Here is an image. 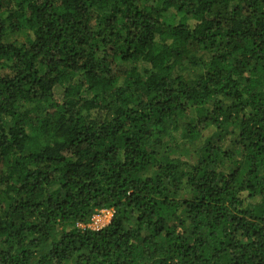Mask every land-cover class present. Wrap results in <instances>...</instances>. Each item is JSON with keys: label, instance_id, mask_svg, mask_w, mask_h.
Listing matches in <instances>:
<instances>
[{"label": "trees", "instance_id": "16d2710c", "mask_svg": "<svg viewBox=\"0 0 264 264\" xmlns=\"http://www.w3.org/2000/svg\"><path fill=\"white\" fill-rule=\"evenodd\" d=\"M0 264H264V0H0Z\"/></svg>", "mask_w": 264, "mask_h": 264}, {"label": "rangeland", "instance_id": "374dc122", "mask_svg": "<svg viewBox=\"0 0 264 264\" xmlns=\"http://www.w3.org/2000/svg\"><path fill=\"white\" fill-rule=\"evenodd\" d=\"M105 210L107 212L104 214L100 213V211L96 212L88 223L82 224L81 226L88 227L94 230H97V228L99 227L101 228L105 227L107 224H109V222L111 221L112 215H113V211L111 209H105ZM93 217H95L94 218L95 221H96V218H99L100 220L96 221L95 223L93 220Z\"/></svg>", "mask_w": 264, "mask_h": 264}, {"label": "built area", "instance_id": "2783aa9c", "mask_svg": "<svg viewBox=\"0 0 264 264\" xmlns=\"http://www.w3.org/2000/svg\"><path fill=\"white\" fill-rule=\"evenodd\" d=\"M107 211L105 209H102L100 210V213L104 214L106 213ZM95 217H93V220H94ZM100 219L99 218H96V221H99ZM96 221L94 220V222L96 223ZM96 229V228H95ZM97 229H102L101 227L97 228Z\"/></svg>", "mask_w": 264, "mask_h": 264}]
</instances>
